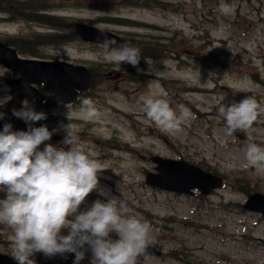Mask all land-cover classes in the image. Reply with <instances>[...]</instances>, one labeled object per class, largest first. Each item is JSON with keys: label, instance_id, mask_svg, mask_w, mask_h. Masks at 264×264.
I'll list each match as a JSON object with an SVG mask.
<instances>
[{"label": "rangeland", "instance_id": "obj_1", "mask_svg": "<svg viewBox=\"0 0 264 264\" xmlns=\"http://www.w3.org/2000/svg\"><path fill=\"white\" fill-rule=\"evenodd\" d=\"M51 1L54 10L49 13L4 19L8 15L0 12V36L20 47L40 48L45 56L82 61L94 68L96 81L89 94L71 105L76 114L72 123L80 144L105 169L101 185L126 202L130 215L149 224L151 243L162 250L161 255L146 251L136 264H264V215L235 207L246 199L240 178L264 192V171L245 159L249 136L257 143L264 141V115L248 131L232 135L217 115L219 105L245 96H253L264 107V0H164L166 4L153 0L148 6L126 5L122 0ZM115 6L120 9L113 14L134 22L129 27L97 25L118 30L124 40L140 34L136 38L143 40L141 46L160 45L158 57L150 58L151 69L159 75L146 74L145 61L141 67L145 72L112 67L103 46H90L69 34L72 21L96 18ZM141 22L149 25L135 26ZM62 32L69 33L61 36ZM65 46L71 48V57L65 55ZM119 72L120 77L111 78ZM0 74L7 75L2 68ZM7 92L0 78V110L8 107L3 105L9 99ZM153 93H163L173 109L183 104L190 111L178 131L163 132L146 117L142 97ZM85 99L92 100L96 116L81 112ZM35 106L48 113V120L41 123L52 128L62 118L53 112L63 113L67 105L49 100L48 106ZM61 139L57 134L51 142ZM156 154L199 163L224 174L225 182L203 197L198 191L187 195L150 186L145 174L154 169L150 156ZM117 180L123 185L122 195L116 191ZM4 195L0 192V198ZM97 198L103 197L93 191L81 208ZM12 235L0 223V251L11 255ZM31 258L35 264H74L75 254L46 257L38 252ZM90 261L89 252L80 264Z\"/></svg>", "mask_w": 264, "mask_h": 264}, {"label": "clouds", "instance_id": "obj_2", "mask_svg": "<svg viewBox=\"0 0 264 264\" xmlns=\"http://www.w3.org/2000/svg\"><path fill=\"white\" fill-rule=\"evenodd\" d=\"M102 46L108 62L129 64L145 72L139 67L144 59L149 66L146 74L159 75L139 47L130 43L117 46L116 40L107 36ZM63 51L71 57L70 47L65 46ZM162 97L163 93L142 97L146 117L163 132L178 131L190 111L183 104L177 111ZM64 109L63 113L53 112L62 118L52 128L41 123L48 120V113L38 110L27 97L20 101V107L11 110L13 117L25 123V129L15 128L6 119L7 114L0 112V121H4L0 127V192L5 193L0 198V223L13 234L12 256L17 264H35L31 257L38 252L46 257L74 253V264H80L90 252V264H136L137 257L151 245L150 226L130 215L126 202L101 185L105 169L80 144L71 105ZM81 112L89 118L98 114L91 99L82 101ZM217 115L223 118L227 134L232 135L251 129L264 115V107L253 96H245L238 102L219 105ZM57 134L62 139L52 143ZM248 140V165L264 171V144L251 136ZM115 186L122 195L119 180ZM93 191L103 198L82 209Z\"/></svg>", "mask_w": 264, "mask_h": 264}, {"label": "water", "instance_id": "obj_3", "mask_svg": "<svg viewBox=\"0 0 264 264\" xmlns=\"http://www.w3.org/2000/svg\"><path fill=\"white\" fill-rule=\"evenodd\" d=\"M77 31L86 40L102 42L105 36L116 39L114 33L87 23H77ZM10 52H12V49H6L0 43V61L19 70L22 74L21 79L11 83V93L15 99L24 95L33 96L27 88L28 83L31 81H46L48 88L54 90L63 101L74 99L77 95V88L83 90L88 88L90 84L91 73L83 65H74L61 61L27 60L17 57L11 59L5 56V54H10ZM11 122L13 123V121ZM3 123L4 121H0V127H2ZM13 125L16 128L14 123ZM152 159L157 162V172H149L147 174L146 180L149 184L181 193H192V189L195 187L200 188L203 193H209L215 187L222 185V177L186 160H176L162 156H153ZM244 206L264 212V194L260 192L252 193ZM148 250L159 253L152 245L149 246ZM0 263L17 264L11 256L4 253H0Z\"/></svg>", "mask_w": 264, "mask_h": 264}, {"label": "trees", "instance_id": "obj_4", "mask_svg": "<svg viewBox=\"0 0 264 264\" xmlns=\"http://www.w3.org/2000/svg\"><path fill=\"white\" fill-rule=\"evenodd\" d=\"M152 1L153 0H122V3L148 6V5H152ZM156 1L158 3L166 4V2L164 0H156ZM39 2L42 3L41 1H39ZM98 6L102 7L103 5L99 4ZM102 19L110 20V19H113V17L105 16ZM116 20H118V19H116ZM128 34H130V33H128ZM136 36H128L130 38H129V40H126L127 43H130L131 45L139 47L141 49L143 57H145V58H157L158 55H157L156 50H159L158 47L160 48V45L153 44V46H148V45L147 46H141L140 44L143 43V40H141V42H139L138 38H136ZM146 41H154V40L146 39ZM142 61H143V59H141V62ZM239 181H241L242 184H245L244 188H243V191L245 193H250L252 190L255 189L253 184H248L246 182V180L241 179ZM173 253H178V251H174Z\"/></svg>", "mask_w": 264, "mask_h": 264}, {"label": "flooded vegetation", "instance_id": "obj_5", "mask_svg": "<svg viewBox=\"0 0 264 264\" xmlns=\"http://www.w3.org/2000/svg\"><path fill=\"white\" fill-rule=\"evenodd\" d=\"M0 67H2L3 69H5L6 71H8V74L6 76L0 74V78H4L5 80L11 76H16V73L11 72L10 70L6 69L5 67H3L2 65H0Z\"/></svg>", "mask_w": 264, "mask_h": 264}, {"label": "bare ground", "instance_id": "obj_6", "mask_svg": "<svg viewBox=\"0 0 264 264\" xmlns=\"http://www.w3.org/2000/svg\"><path fill=\"white\" fill-rule=\"evenodd\" d=\"M18 15H21L22 16L23 14L22 13H19Z\"/></svg>", "mask_w": 264, "mask_h": 264}]
</instances>
